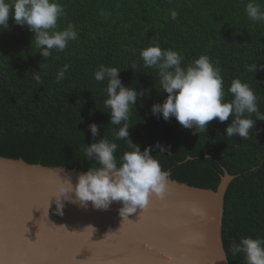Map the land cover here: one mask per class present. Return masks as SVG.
Returning a JSON list of instances; mask_svg holds the SVG:
<instances>
[{
	"label": "trees",
	"instance_id": "16d2710c",
	"mask_svg": "<svg viewBox=\"0 0 264 264\" xmlns=\"http://www.w3.org/2000/svg\"><path fill=\"white\" fill-rule=\"evenodd\" d=\"M58 2L65 8L58 30L73 24L78 34L63 52L53 50L50 58L42 57L34 34L16 25L11 15L8 29L0 31V158L79 172L95 167L81 145L90 146L101 136L112 139L118 126L109 123L105 84L93 74L102 64L118 67L125 87L145 92L134 105L129 138L141 151L156 142L168 146L162 155L150 153L168 178L216 191L225 172L233 177L224 195L221 239L228 263L244 264L243 256L233 257L228 247L241 237L264 238V121H256L250 139L230 140L225 129L231 117L225 122L214 119L205 133L194 134L175 118L153 116L152 105L162 103L167 94L158 92L156 73L143 67L139 53L159 45L178 51L185 65L207 55L221 68L225 89L235 78L248 83L264 112V70L251 74L245 68L264 65V23L247 18L248 0ZM256 2L264 9V0ZM171 11L178 13L176 19ZM65 64L70 68L57 83V72ZM38 71L39 83L32 75ZM90 124L99 126L96 138ZM115 142L117 157L130 150L124 141Z\"/></svg>",
	"mask_w": 264,
	"mask_h": 264
},
{
	"label": "clouds",
	"instance_id": "9594fccd",
	"mask_svg": "<svg viewBox=\"0 0 264 264\" xmlns=\"http://www.w3.org/2000/svg\"><path fill=\"white\" fill-rule=\"evenodd\" d=\"M244 11L250 21L264 23V9L256 0H248ZM10 15L16 25L26 27L34 34L32 41L44 58H50L53 50L63 52L69 42L78 38L73 24L58 30V21L65 16V8L58 0H0V31L8 29ZM170 15L176 19L178 13L171 11ZM139 55L143 67L155 71L158 92L167 94L162 103L152 105L153 116L165 121L175 118L179 125L193 130L194 134L205 133L208 123L214 119L225 122L231 117V123L225 129V136L230 140L233 136L250 139L256 121H264V112L250 85L235 78L225 89L221 68L207 55H201L187 65L178 51L161 49L159 45L142 49ZM69 68L70 65L65 64L57 72V83L65 79ZM245 68L253 74L264 70V65L258 67L252 63ZM120 72L118 67L102 64L93 74L96 82L105 84L107 99L104 107L109 110L106 112L109 123L118 126V130L112 139L101 136L90 146L81 145L85 159L96 166L79 174L75 184L70 178L61 181L58 195L54 197L57 215H63L62 199L81 208L88 207L90 202L97 210H107L113 202H120L119 216L124 220L138 208L143 210L150 197H162L166 191L169 173L162 170L156 155L150 153L156 151L162 155L168 151V146L156 142L141 151L139 145L131 142L129 129L133 124L130 118L138 98L145 96V92L125 87L119 79ZM32 75L41 82L39 71ZM98 128L97 124L89 125L92 138L97 137ZM121 140L130 150L117 157L119 145L115 141ZM48 208L49 204L46 215ZM86 229L94 231L91 227ZM228 252L233 257L242 255L244 264H264V238L241 237L239 242L229 244Z\"/></svg>",
	"mask_w": 264,
	"mask_h": 264
},
{
	"label": "water",
	"instance_id": "95a60500",
	"mask_svg": "<svg viewBox=\"0 0 264 264\" xmlns=\"http://www.w3.org/2000/svg\"><path fill=\"white\" fill-rule=\"evenodd\" d=\"M81 173L0 158V264H229L221 239L233 179L226 172L216 191L167 178L162 197L124 220L120 202L97 210L62 199L57 215L61 181L75 184Z\"/></svg>",
	"mask_w": 264,
	"mask_h": 264
}]
</instances>
